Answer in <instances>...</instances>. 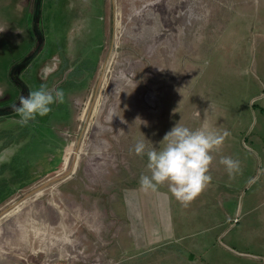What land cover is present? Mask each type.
<instances>
[{"label":"rangeland","instance_id":"obj_1","mask_svg":"<svg viewBox=\"0 0 264 264\" xmlns=\"http://www.w3.org/2000/svg\"><path fill=\"white\" fill-rule=\"evenodd\" d=\"M0 28V110L18 63L29 91L65 93L38 132L0 115V208L63 172L82 132L69 176L0 216V264H264V0H0ZM205 120L229 133L208 186L186 207L142 191L137 141Z\"/></svg>","mask_w":264,"mask_h":264},{"label":"clouds","instance_id":"obj_2","mask_svg":"<svg viewBox=\"0 0 264 264\" xmlns=\"http://www.w3.org/2000/svg\"><path fill=\"white\" fill-rule=\"evenodd\" d=\"M4 29L0 28V32ZM0 96L3 92L0 91ZM19 106L10 107L19 116L21 126L35 121L51 112L54 103L63 104L65 93L60 88L49 89L40 84L28 95L19 97ZM229 135L219 132L205 120L195 129L176 123L163 137V146L150 147L144 139L134 145L136 155H147L146 165L149 174H141L139 185L142 191L156 192L159 186L167 183L171 194L183 206H188L211 182L209 169L213 161V152H218ZM220 163L231 176L240 169V162L229 156L221 157Z\"/></svg>","mask_w":264,"mask_h":264},{"label":"water","instance_id":"obj_3","mask_svg":"<svg viewBox=\"0 0 264 264\" xmlns=\"http://www.w3.org/2000/svg\"><path fill=\"white\" fill-rule=\"evenodd\" d=\"M113 5H114V0H110L111 11H112ZM111 49H112V44L110 43L109 47H108V50H107V53H106V56H105V58L103 60V64H102V66L100 68L101 69L100 70V74H99V76H98V78H97V80L95 82V85H94L93 96H91V98L89 99V101L85 105V109H84V112H83V118H82V122L83 123L86 122V120H87V118H88V116L90 114V111H91V108H92V104H93V101H94V95H95V92H96V88L98 86L100 77L103 74L104 67H106V64L108 62L109 55L111 53ZM81 133L82 132L80 130L77 138L74 140V142L72 144V150H71L70 156L68 158V161H67V163L65 165V168H64L63 172L58 173V174H56V175H54V176H52L50 178L45 179L40 184L36 185L32 189H30L27 192H25L24 194H22L19 198H16V199H13V200L9 201L5 206L0 208V216L5 214L7 211L12 209L16 205H18L23 199H25V198H27V197H29L31 195H34V194L40 192L41 190L45 189L46 187H48L50 185H53L56 182H58L60 180H63L66 177L69 176V174L72 172V166H74V162H75L74 156H75V152L78 150V147H79Z\"/></svg>","mask_w":264,"mask_h":264},{"label":"trees","instance_id":"obj_4","mask_svg":"<svg viewBox=\"0 0 264 264\" xmlns=\"http://www.w3.org/2000/svg\"><path fill=\"white\" fill-rule=\"evenodd\" d=\"M36 1V6H37V3H38V0H34ZM12 69L11 70H8L7 72V75H8V78H11L13 79L12 81L13 82H9L8 79H7V75L5 77V79H7V83L8 85L11 87V88H7V90L10 92V89L12 90V92L10 93L8 99L10 100V105L12 103H16L18 106H19V97L20 96H27L28 93H29V89L27 87V85H29L28 83L29 82H18L19 81V77H15L14 74L17 73L18 69L20 68V63L14 65L13 67H11ZM75 68V67H74ZM43 82H39L37 85H36V89L40 86V84H42ZM70 85V84H69ZM68 85V86H69ZM253 106V105H252ZM259 110L261 111L262 108L259 107ZM15 115L16 113L13 112L12 108L10 106L8 107H5L3 108V110H0V115ZM50 114V113H48ZM48 114L43 116V117H39L37 116L36 120L35 121H30L27 125L28 126H36V132H38L39 128L41 127V125L43 127H46V122H47V119H48ZM26 125V127H27ZM40 132V131H39ZM189 256H191V254H188Z\"/></svg>","mask_w":264,"mask_h":264},{"label":"bare ground","instance_id":"obj_5","mask_svg":"<svg viewBox=\"0 0 264 264\" xmlns=\"http://www.w3.org/2000/svg\"><path fill=\"white\" fill-rule=\"evenodd\" d=\"M94 103H95V101H94ZM79 147H80V143H79ZM79 147H78V150L75 152V156H74V159H75V160H76V158H77V153H78V151H79ZM16 206H17V205H16ZM16 206H15V207H16ZM15 207H13V208H15ZM13 208H12V209H13ZM10 210H11V209H10ZM6 213H7V212H6Z\"/></svg>","mask_w":264,"mask_h":264},{"label":"flooded vegetation","instance_id":"obj_6","mask_svg":"<svg viewBox=\"0 0 264 264\" xmlns=\"http://www.w3.org/2000/svg\"><path fill=\"white\" fill-rule=\"evenodd\" d=\"M68 30H69V29H68ZM69 31H70V30H69ZM67 35H69V34H68V31H67ZM97 46H98V44H97L95 47H97ZM62 57H63V55H62ZM83 60H84V59H82V61H83ZM74 67H75L74 65L72 66V68L70 67V68H69L70 71H71V70H74ZM78 68H79V67H78ZM85 69H86V68H85Z\"/></svg>","mask_w":264,"mask_h":264}]
</instances>
